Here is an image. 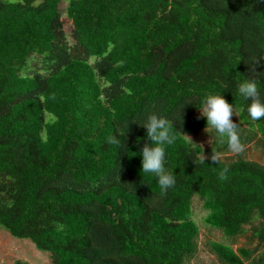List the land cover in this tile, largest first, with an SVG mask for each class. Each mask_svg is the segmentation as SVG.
Wrapping results in <instances>:
<instances>
[{
	"label": "trees",
	"instance_id": "trees-1",
	"mask_svg": "<svg viewBox=\"0 0 264 264\" xmlns=\"http://www.w3.org/2000/svg\"><path fill=\"white\" fill-rule=\"evenodd\" d=\"M245 77L264 87V0H0V229L52 264H187L198 197L208 227L234 239L258 220L264 242V167L214 164L187 139L206 128L195 96L216 92L264 143V119L252 122L236 93ZM149 110L183 115L167 192L134 153L150 143L134 122ZM128 120L123 147L107 144ZM241 124L244 145L256 133ZM209 248L221 264H264V249Z\"/></svg>",
	"mask_w": 264,
	"mask_h": 264
},
{
	"label": "clouds",
	"instance_id": "clouds-1",
	"mask_svg": "<svg viewBox=\"0 0 264 264\" xmlns=\"http://www.w3.org/2000/svg\"><path fill=\"white\" fill-rule=\"evenodd\" d=\"M225 2L227 3V0ZM262 90L264 87H261L253 78L245 77L237 81L236 93L242 101L246 102L247 115L252 122L264 119ZM195 97H198L197 102L201 104L198 107L201 110V117L206 118V131L211 134L212 138L215 134L221 142L227 144L230 150L236 153L242 152L244 149L240 143L238 125L232 120L233 114L236 113L235 105L229 103L222 93L208 92ZM250 99L251 103H249ZM173 115L174 113H169L167 116H161L149 110L143 119L134 118L135 123L146 129L145 139L150 141V143H145L142 151L134 152L142 157L141 172L145 177H154L159 188L164 192L174 188L177 183L175 172L167 170L170 167L168 149L176 144L179 138L177 133H182L177 129L175 122L179 121L182 127L183 115L181 111L175 119L172 118ZM128 122L129 120L120 123L115 132L107 137L106 143L121 149L130 130ZM121 140H123V144H121ZM211 161L214 164L219 163L217 153L214 151ZM229 171L228 167L219 169L218 179L227 180Z\"/></svg>",
	"mask_w": 264,
	"mask_h": 264
},
{
	"label": "rangeland",
	"instance_id": "rangeland-1",
	"mask_svg": "<svg viewBox=\"0 0 264 264\" xmlns=\"http://www.w3.org/2000/svg\"><path fill=\"white\" fill-rule=\"evenodd\" d=\"M67 5L68 2L64 1L61 9L63 11L62 19L69 34L72 29V22L67 18L65 13ZM29 63L31 70L41 66L40 60L37 58H32ZM236 113L233 114L232 120L237 125H240L241 123ZM197 115L201 116V111ZM242 127L246 131V134L247 132H253L256 133V136L250 142L242 145L244 150L240 153H236L229 148L224 151H216L215 146L219 139L215 134H213L212 138L211 134L206 131V128L189 134L187 139L194 146L202 148V157L204 158L211 157L214 151L217 153L218 159L223 161H232L242 157L248 161L257 162L264 167V143L257 134L256 128L247 125H242ZM192 211L193 217L199 226L198 252L193 260L187 264H221L209 248L211 241L223 243L234 250L241 247H249L257 248L258 252H261L264 249V242L261 243L254 236V230L258 229L260 225L258 220L247 226L242 235L231 239L223 236L220 231L210 228L204 223L207 211L204 210L203 203L198 197L193 198ZM18 260L28 264H52L51 256L48 253L37 250L31 241L14 238L5 230L0 229V264H14Z\"/></svg>",
	"mask_w": 264,
	"mask_h": 264
}]
</instances>
